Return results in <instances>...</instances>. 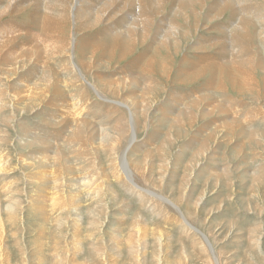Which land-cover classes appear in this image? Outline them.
Wrapping results in <instances>:
<instances>
[{"label":"rangeland","instance_id":"374dc122","mask_svg":"<svg viewBox=\"0 0 264 264\" xmlns=\"http://www.w3.org/2000/svg\"><path fill=\"white\" fill-rule=\"evenodd\" d=\"M0 264H264V0H0Z\"/></svg>","mask_w":264,"mask_h":264},{"label":"bare ground","instance_id":"6f19581e","mask_svg":"<svg viewBox=\"0 0 264 264\" xmlns=\"http://www.w3.org/2000/svg\"><path fill=\"white\" fill-rule=\"evenodd\" d=\"M122 161H123V163L126 165V161L124 162V159H123Z\"/></svg>","mask_w":264,"mask_h":264}]
</instances>
